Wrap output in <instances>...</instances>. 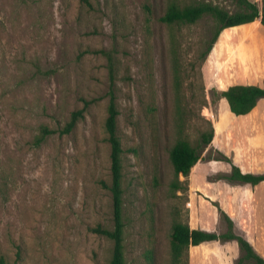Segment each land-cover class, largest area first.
<instances>
[{"label": "rangeland", "instance_id": "1", "mask_svg": "<svg viewBox=\"0 0 264 264\" xmlns=\"http://www.w3.org/2000/svg\"><path fill=\"white\" fill-rule=\"evenodd\" d=\"M87 1L0 0V264L110 260L112 241L92 231L113 227L111 194L100 184L111 181L108 56L101 50L112 57L115 75L125 263L189 264L188 251L179 260L170 252L172 225L188 219V193L187 179L175 178L169 150L178 139L200 147L211 128L220 91L206 90L199 56L216 26L209 16L194 23L160 17L171 3L208 2L230 12L238 6L233 0ZM263 38L257 20L223 29L206 77L225 66V50L226 66L249 70ZM85 102L73 130L60 133ZM220 119H232L223 104ZM237 124L245 147L264 149V108ZM44 127L54 132L37 142ZM255 243L264 253V237ZM198 249L191 248L192 262Z\"/></svg>", "mask_w": 264, "mask_h": 264}, {"label": "trees", "instance_id": "2", "mask_svg": "<svg viewBox=\"0 0 264 264\" xmlns=\"http://www.w3.org/2000/svg\"><path fill=\"white\" fill-rule=\"evenodd\" d=\"M88 3L87 0H81ZM238 6V10L230 12L218 5L201 2L198 4H189L182 7L171 3L166 12L160 17V20L166 23L182 22L194 23L204 16H209L214 20L216 29L207 45L206 49L200 54V62L204 61L210 52L213 44L217 40L220 32L227 28L242 25L257 20L264 26V0H233ZM100 53L108 56V105L107 116L104 122V128L107 134V141L110 145V174L111 181L107 184L100 180L102 187L110 191L112 199L113 227L106 228L97 225L92 231L110 239L113 243L112 253L108 264H126L124 259V226L122 210V153L123 148L121 140L117 134V116L119 114L116 103L115 75L112 63V57L101 50ZM177 61H173L175 78L178 79ZM219 96L227 99L230 110L236 114L248 113L256 104L259 98H264V88L257 85H231L227 89L220 91ZM74 110L70 114L69 120L59 130L60 133H69L73 130L78 120L83 117V112L87 106ZM54 130L44 127L41 136L37 139L40 142L46 135L53 133ZM213 138V127L202 134L200 147H192L187 141L178 139L169 150V159L173 167L176 179H187L189 172L199 160H223L230 163L231 160L219 151H215L212 156H204L202 152L210 145ZM218 178H224L234 183L249 182L255 184L264 179V174L254 175L242 173L237 166L232 164L231 172L227 175H220ZM175 186V184L173 185ZM219 217L225 223L226 230L223 233L204 231L191 228L187 222H177L172 225L170 233V252L175 260H179L183 252L188 250L189 246L197 245L208 240H236L240 249V256L234 264H264V258L260 256L251 244L235 229L232 219L218 206ZM1 262L2 259L0 260Z\"/></svg>", "mask_w": 264, "mask_h": 264}, {"label": "crops", "instance_id": "3", "mask_svg": "<svg viewBox=\"0 0 264 264\" xmlns=\"http://www.w3.org/2000/svg\"><path fill=\"white\" fill-rule=\"evenodd\" d=\"M255 1V0H251ZM258 59L252 63L249 70L239 69L238 66L225 64L229 53L221 56L223 66L212 70L206 77L205 66L208 54L202 64V73L206 90L223 91L231 85H257L264 88V38L258 40ZM228 53V54H227ZM259 79L255 80V75ZM224 105L232 117L231 120L221 121L220 106ZM264 98H259L255 106L246 114H234L223 96L217 100L216 113L213 115V138L204 151H219L226 155L232 163L223 160H199L196 172L192 170L187 177L188 219L191 228L215 232H225V225L220 220L218 206L232 219L235 229L264 258V253L256 245L264 237V179L255 184L249 182L234 183L220 175L231 172L232 164L242 173L254 175L264 174V149L245 147L242 140L241 128L237 122L254 112L263 113ZM193 166V168H194ZM199 248L192 262L191 248ZM188 248L189 264H234L240 256L236 240H208ZM202 246L209 252L205 254ZM218 250V254L214 249Z\"/></svg>", "mask_w": 264, "mask_h": 264}]
</instances>
